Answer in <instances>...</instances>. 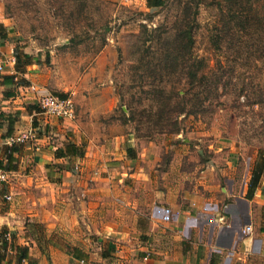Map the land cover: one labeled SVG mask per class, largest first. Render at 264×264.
<instances>
[{
    "label": "rangeland",
    "instance_id": "374dc122",
    "mask_svg": "<svg viewBox=\"0 0 264 264\" xmlns=\"http://www.w3.org/2000/svg\"><path fill=\"white\" fill-rule=\"evenodd\" d=\"M48 1L0 0V17L5 20L0 23L3 34L0 71L12 72L15 83L0 86L2 97L10 89L13 97L26 93L34 97L33 103L18 106L24 113L26 107L33 106L40 113L41 123L62 121L42 113L38 102L44 95L68 97L73 103L74 120L77 119L75 100L104 97V106L95 117L99 126L90 131L94 140L115 136L130 139L133 145L129 149L136 159L151 143L155 147L152 156L155 158L149 166L153 179L146 187L156 191L157 200L153 202L162 205L168 199L170 203L179 204V220L188 212L191 217L208 221L204 215H199L208 209L204 203L219 201L230 190L236 196L239 187H246L248 183L257 148L264 150V0H249L252 20L243 29H239L235 19L229 18L223 6L218 9L216 0H198L192 58H196V75L204 74L207 80L217 83L216 92L201 101V108L197 106L202 98L200 92L186 96V110L179 117L178 133H153L149 140L143 137L145 129L136 134L133 123L126 121L120 112L131 96L134 100L143 99L144 92L149 91L139 90V83L147 82L144 78L147 59L135 64L136 47L143 37L142 26L150 30L170 24L174 3L166 0L160 8L149 9L146 0H95L88 3L85 17L73 23L65 18L67 15L56 17L57 11H53ZM15 49L30 58L29 65L19 64V71H15ZM2 76L4 74L0 75V81ZM21 79L28 82L27 87L16 86ZM9 105V112L4 113L18 115L11 112L17 105ZM34 131L35 135L41 134L39 129ZM137 135L140 137L136 138ZM4 147L8 146L0 147L3 165L1 151ZM135 186L142 188L145 184L139 182L131 188ZM194 193L203 197L197 215L191 212V201L184 198ZM151 209L144 204L132 213L135 219L139 218V225L138 232H132L129 237L142 241L149 237ZM164 223L153 222L157 236L181 237L170 229L169 221ZM34 229L38 233L41 228ZM201 237H207L206 233L202 232ZM2 238L6 241L4 235ZM102 250L100 256H105L107 264H114L113 257ZM128 250L138 254L137 260L144 261L139 248L132 246Z\"/></svg>",
    "mask_w": 264,
    "mask_h": 264
},
{
    "label": "crops",
    "instance_id": "0c3cea01",
    "mask_svg": "<svg viewBox=\"0 0 264 264\" xmlns=\"http://www.w3.org/2000/svg\"><path fill=\"white\" fill-rule=\"evenodd\" d=\"M1 19L0 23L5 21ZM7 64L12 67L10 61ZM11 73L0 71V75ZM28 96L0 94V113L9 112V103L17 105L11 111L18 115H12L10 136L32 135L15 143L12 169L0 181V243L5 232L9 235L0 264H107L105 256H100L102 249L114 264H122L117 257L128 264H264L263 174L250 199L245 198L247 185L241 186L236 196L230 190L219 201L213 197L215 201L204 203L208 209L199 215L208 221L188 212L179 220L180 205L168 199L162 205L154 203L156 191L146 187L153 179L149 166L155 147L151 143L136 159L125 153L133 145L130 139L115 136L98 141L91 136L90 131L99 126L95 117L104 106V97L75 100L76 120L41 123L40 113H24L18 106L33 103L35 98ZM38 129L41 134L35 135ZM3 132L4 125L0 136ZM4 141L0 138V147L6 146ZM68 143L80 147L81 154L56 158L55 149ZM139 182L145 187L131 188ZM194 194L184 198L191 201V212L197 215L203 197ZM4 195H10L11 201L4 202ZM144 204L152 207V232L142 241L129 235L139 225L132 213ZM153 222H166L181 237L157 236ZM245 226L251 228L248 235L241 233ZM202 232L207 237H201ZM132 246L139 248L144 261L129 253ZM16 247L26 252L23 262L17 259Z\"/></svg>",
    "mask_w": 264,
    "mask_h": 264
},
{
    "label": "trees",
    "instance_id": "16d2710c",
    "mask_svg": "<svg viewBox=\"0 0 264 264\" xmlns=\"http://www.w3.org/2000/svg\"><path fill=\"white\" fill-rule=\"evenodd\" d=\"M94 2L95 0H49L48 5H51L53 11H57L56 17L67 15L65 18L70 19L73 23H79L80 19L86 15L88 3L92 4ZM145 2L147 8L157 9L166 0H146ZM171 2L174 4L170 24L158 25L150 30L142 26L141 34L143 37L140 41L141 44L136 47L138 58L135 64H139L143 58L147 59L144 66L147 72L144 78L147 79V82H140L139 90L145 88L149 89V91L144 92L143 99L134 100L133 96L130 97L129 102L125 104L127 115H124L123 111L120 112L126 121L133 123L134 130L137 131L136 134L139 133L140 129H145L143 137L148 140L153 133H178L179 117L184 115L186 110V96L200 92L202 98H200L197 106L201 108L203 104L201 101L203 99L205 101L210 95L215 94L217 88V83L207 80L204 74L196 75V58H192L195 14L199 1L171 0ZM215 5L218 6V9L223 6L226 13L229 14V18L235 19L239 29H243L245 24L252 20L250 17L252 9L249 0H216ZM2 35L0 31V37ZM13 58L15 71H19L18 66H21L19 64H22V66L30 64L29 56L17 49L13 51ZM0 85H15L14 77L11 75L2 76ZM180 85L184 86V88L180 89L177 87ZM16 86L27 87L28 82L21 79V81L16 83ZM3 96L11 97L13 96V91L11 89L5 91ZM26 111L29 113L39 112L31 105L26 107ZM14 122L15 118L13 116L0 113V127L4 125V132L0 136L1 139L10 137ZM139 137L140 135L136 136V138ZM15 146V144H12L9 147H4L1 151V158L5 160V164L3 165L2 161H0V168L4 171L12 169L10 165L12 154L16 151ZM125 153L128 157L134 155L131 149H126ZM80 154V147L73 143L65 144L62 148H57L54 151L56 158ZM263 171L264 150L257 148L255 159L249 172L245 192L246 199H250L253 196ZM5 248L6 241L3 240L0 243V262L3 259ZM15 252L18 260L24 261L26 259V252L21 248L16 247Z\"/></svg>",
    "mask_w": 264,
    "mask_h": 264
},
{
    "label": "built area",
    "instance_id": "2783aa9c",
    "mask_svg": "<svg viewBox=\"0 0 264 264\" xmlns=\"http://www.w3.org/2000/svg\"><path fill=\"white\" fill-rule=\"evenodd\" d=\"M42 113L48 116L49 118L60 119L64 121H73L74 120V110L73 103L68 97H58L55 95H44L40 98L38 102ZM32 137L30 133L25 135H19L17 137L10 136L5 139L4 144L8 147L15 143H21L23 140ZM6 177V173L3 169L0 168V181H4ZM2 200L4 202H10V195L2 196ZM251 232V228L249 226H245L241 233L243 235H248ZM4 239L7 241L9 239L8 233L4 235ZM23 262V260H21Z\"/></svg>",
    "mask_w": 264,
    "mask_h": 264
},
{
    "label": "water",
    "instance_id": "95a60500",
    "mask_svg": "<svg viewBox=\"0 0 264 264\" xmlns=\"http://www.w3.org/2000/svg\"><path fill=\"white\" fill-rule=\"evenodd\" d=\"M122 111H123L125 114L127 113L124 107H122ZM244 243H247V239H244Z\"/></svg>",
    "mask_w": 264,
    "mask_h": 264
}]
</instances>
